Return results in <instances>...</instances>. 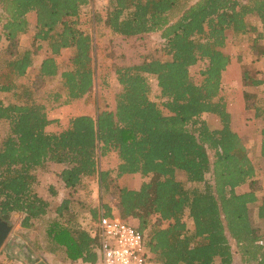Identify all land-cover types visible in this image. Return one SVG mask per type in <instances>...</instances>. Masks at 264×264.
<instances>
[{
  "label": "trees",
  "instance_id": "16d2710c",
  "mask_svg": "<svg viewBox=\"0 0 264 264\" xmlns=\"http://www.w3.org/2000/svg\"><path fill=\"white\" fill-rule=\"evenodd\" d=\"M92 1L0 0V44L7 42L11 52L0 66V122L10 128L0 142V215L23 214L24 229L40 223L49 254L98 264L99 239L78 225L74 201L64 200L51 211L37 193L36 172L54 163L65 166L60 180L66 189L95 176L102 185H112L115 180L109 171L101 172L99 160L113 152L119 159L117 179L134 174L144 179L139 190L115 189L122 218L138 221L152 263L264 264V232L250 217L255 206V221L264 224V186L221 97L223 73L231 64L224 52L228 33L236 39L257 33V49L263 36L251 19H258L264 31V0H109L105 17L91 11L94 22L120 36L110 41L106 55L121 87L115 110L98 105L95 117L78 116L67 130L49 134L52 122L35 90L59 75L56 57L63 50H73V56L51 101L69 105L95 87L93 35L80 28ZM31 13L36 15L35 41L39 48L47 44L49 56L34 82L22 85L19 80L36 63L32 50L19 47L30 30ZM199 64L194 81L191 68ZM151 76L167 113L150 98ZM242 84L262 87L264 80L245 71ZM2 94L17 102L5 104ZM243 98L245 109L264 122V93L245 91ZM205 115L217 117L220 127L205 121ZM188 184L204 188L190 190ZM243 185L248 192L238 194ZM105 214L111 216V210Z\"/></svg>",
  "mask_w": 264,
  "mask_h": 264
},
{
  "label": "rangeland",
  "instance_id": "374dc122",
  "mask_svg": "<svg viewBox=\"0 0 264 264\" xmlns=\"http://www.w3.org/2000/svg\"><path fill=\"white\" fill-rule=\"evenodd\" d=\"M92 3V6L86 10H89V13L87 14L90 15L83 18L80 28L93 35V42L97 47L93 54L96 60L95 88L86 100L77 101L73 107L68 108L65 113L60 115L55 113L56 110L53 106L56 104L51 101L50 95L60 91L62 85L61 78L56 77L53 80H47L43 83L42 87L36 88V98L41 104L46 106L48 116L54 120L47 128V133L49 134L62 133L69 128L71 120L78 115H91L95 117L98 105L100 110H112L116 103V96L121 91V87L117 82V77L111 72L112 61L106 56L109 51L108 40L111 31L106 28L103 23L94 22L92 14V12L95 11L96 15L98 14L105 17L109 0H93ZM28 20L31 25L30 30L26 35L21 37L19 47L22 52L32 50L34 57L36 58V64L29 69L25 77L19 80L22 85H31L34 82L35 76L39 72V65L49 56L47 44L42 43V47L39 48L40 43L35 41L36 15L34 13L29 14ZM251 21L256 25L259 34L263 37L260 39L257 49H254V42L258 38L257 33H250L247 36L238 39L233 38L231 32L228 33V41L224 48V52L230 56L231 64L225 71L226 73H223L221 97L226 101L231 117L233 116L232 128L242 137L244 144L248 147L250 158L257 169L258 179L264 186V160L260 155L264 122L257 121L254 112L245 109L243 98L245 91L258 97H263L264 93V86H250L245 88L242 84V74L245 71H248L253 75L257 74L264 80V31L258 19L253 18ZM1 42L0 66L2 67L3 64L11 58V52L7 49V42L4 40ZM72 51L73 50H67L56 58L60 73L70 67V61L73 55ZM201 67L202 64H199L198 66L191 68V76L194 81L199 80V71ZM149 82L152 86V99L164 111V113H167L163 107L165 99L161 96V90L158 87L156 78L152 76L149 77ZM1 98L5 104L17 102L16 99L9 94H2ZM203 119L209 122L212 126L220 127L218 118L213 115H205ZM9 134V124L4 121L0 122V142L7 138ZM118 164V156L113 152L99 160L101 172L109 171L111 177L115 180V183H112V185H102L99 176H95L88 178L76 189L71 190L66 189L60 180V173L65 166L49 163L45 168L39 169L36 172L38 178V183L36 184L37 193L51 204V211H54L64 200L70 199L74 201L77 206L76 215L78 217V225L82 229L90 232L94 230L97 223V218L95 219L93 215L94 212L99 216L102 210L105 212V209H110L112 214L122 217L116 197L117 189L115 188H127L129 185L123 180V177L120 179L116 178ZM130 177H132V182L137 184V187L144 182V179L140 176ZM178 179L182 182L185 181L182 174L178 175ZM187 187L190 190H202L204 185L188 184ZM247 187L248 186L245 187V191L249 190ZM238 192L242 191L238 190ZM254 210L255 206H251L250 217L253 225L264 232V224L255 221ZM54 213L55 212H51L49 217L54 218ZM23 218V214L14 213L10 215L9 225L12 229L7 240L0 249V264L70 263L65 261L62 255L54 256L46 251L40 223H37V227L34 229H24L21 226ZM126 220L134 226L139 227L137 220ZM156 220L157 219L154 218L152 222L155 223ZM134 222H136L137 225H135ZM187 225L189 231L194 229L192 220L188 219ZM232 245L234 252L239 254L236 244L232 242Z\"/></svg>",
  "mask_w": 264,
  "mask_h": 264
},
{
  "label": "built area",
  "instance_id": "2783aa9c",
  "mask_svg": "<svg viewBox=\"0 0 264 264\" xmlns=\"http://www.w3.org/2000/svg\"><path fill=\"white\" fill-rule=\"evenodd\" d=\"M89 234L99 239L98 264H153L144 233L122 217L107 216L102 210Z\"/></svg>",
  "mask_w": 264,
  "mask_h": 264
},
{
  "label": "crops",
  "instance_id": "0c3cea01",
  "mask_svg": "<svg viewBox=\"0 0 264 264\" xmlns=\"http://www.w3.org/2000/svg\"><path fill=\"white\" fill-rule=\"evenodd\" d=\"M111 31V30H110ZM101 37V36H100ZM115 37H118V38H120V36H117V35H114L113 33H112V31H111V35H110V38H109V40H108V44H110V41L113 39V38H115ZM96 46L94 45V50H93V54H94V51L96 50ZM67 50H70V49H66V50H63L62 52H61V54L63 53V52H65V51H67ZM73 52V51H72ZM60 54V55H61ZM59 55V56H60ZM73 56V55H72ZM58 57V56H57ZM56 57V58H57ZM72 58V57H71ZM43 62V61H42ZM36 64V63H35ZM42 64V63H41ZM41 64L39 65V67L41 66ZM60 71V70H59ZM63 72V71H62ZM61 72V73H62ZM111 72L113 73V71H112V62H111ZM61 73L59 72V75L57 76V77H60L61 78ZM226 73V72H225ZM114 74V73H113ZM116 76V75H115ZM151 85V84H150ZM95 88V87H94ZM151 90H152V86H151ZM151 95H152V93H151ZM90 96V94L89 95H86L84 98H82V99H79V100H86L88 97ZM150 98H151V100L152 101H154L153 99H152V96H150ZM79 100H76V101H74V102H72L71 104H69V105H64V106H59V104H56L55 106H53V107H55V113L56 114H58V115H60V114H63V113H65L66 111H67V109L68 108H70V107H73L74 105H75V103L77 102V101H79ZM115 102H116V99H115ZM155 102V101H154ZM115 107H116V103H115V106L113 107V109L111 110V111H114L115 110ZM47 115H48V113H47ZM78 116H83V115H78ZM78 116H76V117H78ZM87 116H91V115H87ZM58 117H60V116H58ZM76 117H74V118H76ZM93 117V116H92ZM233 117V116H232ZM48 118H49V120L51 121V122H53L54 120H53V118H50L49 116H48ZM73 118V119H74ZM48 128V127H47ZM67 130V129H66ZM235 131V130H234ZM46 132H47V129H46ZM236 132V131H235ZM237 133V132H236ZM238 134V133H237ZM239 135V134H238ZM240 136V135H239ZM241 137V136H240ZM241 139H242V137H241ZM247 147V146H246ZM247 149H248V147H247ZM248 152H249V149H248ZM260 152H261V149H260ZM260 155H261V153H260ZM249 156H250V152H249ZM130 176H140L141 177V175L140 174H134V175H124L123 176V180H125V182L126 183H128V189L129 190H139L140 188H141V186H142V184L139 186V187H137V184L136 183H134V182H132V177H130ZM122 178V177H121ZM87 180V179H86ZM191 185H199V184H191ZM247 185H243L242 187H240V188H238L237 189V193L238 194H242V193H246V192H248V191H245V187H246ZM248 188V187H247ZM193 190V189H192ZM238 190H240V191H242V192H238ZM41 197V196H40ZM44 200H46L45 198H43ZM135 223V225H137V223L136 222H134ZM63 264H70V263H63ZM153 264H160V263H153Z\"/></svg>",
  "mask_w": 264,
  "mask_h": 264
},
{
  "label": "water",
  "instance_id": "95a60500",
  "mask_svg": "<svg viewBox=\"0 0 264 264\" xmlns=\"http://www.w3.org/2000/svg\"><path fill=\"white\" fill-rule=\"evenodd\" d=\"M9 219V215H0V249L4 245L12 229L11 226L8 224Z\"/></svg>",
  "mask_w": 264,
  "mask_h": 264
},
{
  "label": "flooded vegetation",
  "instance_id": "af4514ba",
  "mask_svg": "<svg viewBox=\"0 0 264 264\" xmlns=\"http://www.w3.org/2000/svg\"><path fill=\"white\" fill-rule=\"evenodd\" d=\"M8 224H9V220H8Z\"/></svg>",
  "mask_w": 264,
  "mask_h": 264
}]
</instances>
